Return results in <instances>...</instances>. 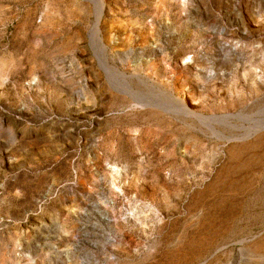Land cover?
<instances>
[{
  "label": "rangeland",
  "instance_id": "rangeland-1",
  "mask_svg": "<svg viewBox=\"0 0 264 264\" xmlns=\"http://www.w3.org/2000/svg\"><path fill=\"white\" fill-rule=\"evenodd\" d=\"M0 264H264V0H0Z\"/></svg>",
  "mask_w": 264,
  "mask_h": 264
},
{
  "label": "bare ground",
  "instance_id": "bare-ground-1",
  "mask_svg": "<svg viewBox=\"0 0 264 264\" xmlns=\"http://www.w3.org/2000/svg\"><path fill=\"white\" fill-rule=\"evenodd\" d=\"M101 18V17H100ZM98 36V35H97ZM99 40V44L98 46L100 47V51L102 52V62L104 63V69L106 70L107 73H109L113 78H122L124 79L125 81L120 85L121 87H119V89L121 90H125L127 93H129V95H136V93L134 92V87L133 88V85L131 84V80H133L134 82H136L135 80H137V83L138 84H142L144 85V83H148L150 81H148L146 78L142 77V76H138L135 75V74H132V75H127V73H125L123 70H121L120 68L118 69H114L112 67V65H110L107 57H106V47H104V43L102 41L101 38H99L98 36V39ZM149 41V40H148ZM156 45V44H155ZM118 46V45H117ZM146 48V47H145ZM150 48V47H149ZM145 51V49H144ZM149 51V50H148ZM152 52V51H151ZM146 53V52H145ZM143 55V54H142ZM153 57V56H152ZM118 58V57H117ZM154 59V58H153ZM147 60V59H146ZM152 61V60H151ZM106 66V68H105ZM114 71V72H113ZM117 74H116V73ZM129 76V77H128ZM126 79H128L129 81L126 82ZM150 79V78H149ZM140 86V85H139ZM115 87V86H114ZM118 88V87H116ZM123 93V92H122ZM141 94V93H140ZM139 94V95H140ZM126 95V94H125ZM136 97V96H135ZM171 97V96H170ZM132 101V100H131ZM139 102V101H136V103ZM142 102V101H140ZM178 103V110H174L175 112H178V114H182V115H188L191 117V121H196V122H199L201 123L202 125H205L207 129H210L214 135H216L217 137L219 138H223V139H228V140H233L237 137L234 138V136L230 137V138H227V136L224 135V133L221 131V129H219L218 131V128H215V126H213L214 124H219V125H224L226 124L227 121H229L231 118H233L234 116H231V115H216L215 116H205V115H202V114H198V113H195L194 111H192V109L188 108L187 105H184L183 103L181 104L180 102H177ZM138 105V104H137ZM141 105V104H140ZM173 105V104H172ZM136 106V104H135ZM147 106V105H146ZM148 106H151L153 108H160L162 109L163 111H165L166 113H170V111L168 110V108H173L172 106L170 107H164L163 105H161L159 102L157 101H149L148 102ZM138 106H136L137 108ZM135 108V107H134ZM140 108V107H139ZM175 109V107H174ZM174 112V113H175ZM171 114V113H170ZM236 116V115H235ZM185 125V124H184ZM190 126V125H189ZM195 129V128H194ZM225 130V129H224ZM227 131V130H226ZM237 134V133H236ZM253 133L249 134V136H252ZM215 136V137H216ZM246 137V136H245ZM237 140V139H236ZM235 140V141H236Z\"/></svg>",
  "mask_w": 264,
  "mask_h": 264
}]
</instances>
